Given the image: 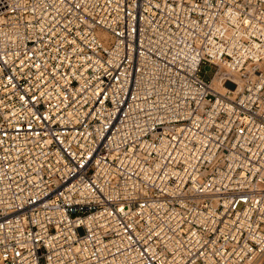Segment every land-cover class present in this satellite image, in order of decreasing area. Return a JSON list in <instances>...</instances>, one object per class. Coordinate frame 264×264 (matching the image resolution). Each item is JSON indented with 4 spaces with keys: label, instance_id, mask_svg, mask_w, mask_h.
Masks as SVG:
<instances>
[{
    "label": "built area",
    "instance_id": "built-area-1",
    "mask_svg": "<svg viewBox=\"0 0 264 264\" xmlns=\"http://www.w3.org/2000/svg\"><path fill=\"white\" fill-rule=\"evenodd\" d=\"M0 264H264V0H0Z\"/></svg>",
    "mask_w": 264,
    "mask_h": 264
},
{
    "label": "rangeland",
    "instance_id": "rangeland-1",
    "mask_svg": "<svg viewBox=\"0 0 264 264\" xmlns=\"http://www.w3.org/2000/svg\"><path fill=\"white\" fill-rule=\"evenodd\" d=\"M214 72H215V68L214 67H211V66H208V65H204L202 67V76H203V78L206 81H209L212 78ZM232 89H235V87L232 88Z\"/></svg>",
    "mask_w": 264,
    "mask_h": 264
},
{
    "label": "bare ground",
    "instance_id": "bare-ground-1",
    "mask_svg": "<svg viewBox=\"0 0 264 264\" xmlns=\"http://www.w3.org/2000/svg\"><path fill=\"white\" fill-rule=\"evenodd\" d=\"M213 86H216V88H219L218 83L216 81H213ZM222 92H224V90Z\"/></svg>",
    "mask_w": 264,
    "mask_h": 264
}]
</instances>
